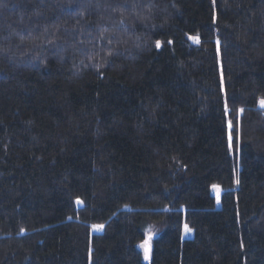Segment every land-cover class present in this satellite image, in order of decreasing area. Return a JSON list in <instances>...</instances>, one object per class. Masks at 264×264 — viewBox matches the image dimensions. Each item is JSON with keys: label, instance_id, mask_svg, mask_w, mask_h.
Here are the masks:
<instances>
[{"label": "trees", "instance_id": "obj_1", "mask_svg": "<svg viewBox=\"0 0 264 264\" xmlns=\"http://www.w3.org/2000/svg\"><path fill=\"white\" fill-rule=\"evenodd\" d=\"M262 100L264 0H0V264H264Z\"/></svg>", "mask_w": 264, "mask_h": 264}, {"label": "rangeland", "instance_id": "obj_2", "mask_svg": "<svg viewBox=\"0 0 264 264\" xmlns=\"http://www.w3.org/2000/svg\"><path fill=\"white\" fill-rule=\"evenodd\" d=\"M215 193L217 196H219L221 194V191L218 187L215 188ZM218 203H220V200H218ZM97 230H100V227L96 228ZM156 232L153 230L150 233H148L146 240L140 245V247L142 248V250L145 251L146 248H148V246H150V244H152L153 238L156 236ZM187 235H191L190 231H187Z\"/></svg>", "mask_w": 264, "mask_h": 264}, {"label": "snow or ice", "instance_id": "obj_3", "mask_svg": "<svg viewBox=\"0 0 264 264\" xmlns=\"http://www.w3.org/2000/svg\"><path fill=\"white\" fill-rule=\"evenodd\" d=\"M158 46H159V42H158ZM261 107H264V100L261 101ZM238 182V181H237ZM98 227H102V226H98ZM187 231H191L190 228L187 227V225L185 226ZM147 258V257H146Z\"/></svg>", "mask_w": 264, "mask_h": 264}, {"label": "water", "instance_id": "obj_4", "mask_svg": "<svg viewBox=\"0 0 264 264\" xmlns=\"http://www.w3.org/2000/svg\"><path fill=\"white\" fill-rule=\"evenodd\" d=\"M147 252H149V250H147Z\"/></svg>", "mask_w": 264, "mask_h": 264}]
</instances>
